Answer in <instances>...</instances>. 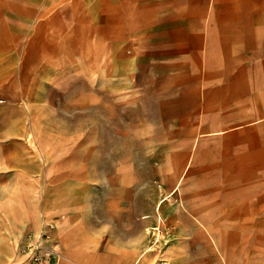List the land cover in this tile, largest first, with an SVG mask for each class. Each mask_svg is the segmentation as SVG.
Masks as SVG:
<instances>
[{
  "label": "crops",
  "instance_id": "1",
  "mask_svg": "<svg viewBox=\"0 0 264 264\" xmlns=\"http://www.w3.org/2000/svg\"><path fill=\"white\" fill-rule=\"evenodd\" d=\"M49 3L52 4L53 0H0V25L2 19L7 20L11 34L17 35L20 44L16 68L19 76L28 74L34 67L32 64L27 69L25 54L30 40L40 30L41 13L49 8ZM88 3L90 0H85V4ZM106 3L109 4L106 14L121 21L119 29L112 35L115 45L120 46L122 41H127L132 51L162 53V62L152 65L153 68L161 67V77H154L156 82L160 79L158 97L173 101L180 108L178 115L184 117L171 125L140 129L144 132L141 134L143 144L153 149L145 164L153 163L156 150L152 141H158L162 151L169 148L162 155L161 184L164 186L163 182H168L170 177H176L183 183L187 180L198 160L199 149L206 143L205 137L209 135L210 139L223 132L222 128L201 130L199 124L190 122L189 116L203 114V101L212 98V89L218 84L225 83L231 100L236 99L230 112L237 122L233 128L243 132V209L264 216V0H106ZM75 11L78 12V8ZM53 28L49 27L50 32L42 40L48 44L53 42L56 51L50 56L45 55V59L51 68L61 63L66 66L72 62L78 47L74 45L70 31L61 32ZM151 61L155 62L154 59ZM119 93L115 90L110 94L117 100L137 98L131 93ZM22 105V116L26 113L30 118L25 137L29 153L25 156L38 159L42 177L36 183L31 182L20 170L18 182L2 204L0 217L8 236L0 237V264H21L19 249L25 233H31V242L34 243L36 234L43 235L45 231H50L54 239L53 244L48 240L46 243L55 246V250L77 264H100V257L104 258L105 264H141L143 261V264H153L156 257V262L164 259L167 264H184L186 245L183 236L177 237L157 256L148 254L147 247L144 254L141 255L143 250L136 257L138 240L134 234L136 229L131 224L136 218L137 197L140 195L133 186L138 179L136 156L130 154L113 159V183L84 187L87 183L86 164L90 161L65 157L52 159L61 147L72 148L75 145L71 141L63 145L46 135L41 129L37 105L25 100ZM137 130L135 128L133 132ZM172 131L180 133L177 145L168 142L167 133ZM134 138L138 140L137 134ZM180 145L188 147L187 156L175 159V152L181 157ZM178 147L180 149L176 151ZM22 156L18 158L20 162ZM2 162L9 163L8 157H4ZM52 163L54 166L51 168ZM20 168L26 170L21 163ZM78 170L80 172L71 173ZM87 171L94 172L90 167ZM50 173L72 174L63 178L68 188H61L63 183L60 181L53 182ZM45 179L47 183L43 191ZM219 196L218 191L210 194L209 198L200 192L185 197L187 207L191 206L187 212L193 215L190 226L184 223L194 244L193 264H204L203 258L212 250L219 254L221 261L231 227L216 223L218 219L207 221L205 215L210 210H223L218 202ZM188 198H195V201L188 202ZM164 200L160 201L158 211ZM230 200L229 196L227 202ZM64 206L67 208L65 211ZM159 221H163L160 214L157 223ZM106 223H116L113 227L120 235L102 239L97 231L106 227ZM257 223H264V218L262 221L258 219ZM259 232H264V228H259ZM214 239L219 240V245ZM99 242L117 246L105 250L73 246ZM229 247L231 253L235 252L234 264H264V240L252 248H242L236 241ZM69 258L46 253L42 264H75Z\"/></svg>",
  "mask_w": 264,
  "mask_h": 264
},
{
  "label": "rangeland",
  "instance_id": "2",
  "mask_svg": "<svg viewBox=\"0 0 264 264\" xmlns=\"http://www.w3.org/2000/svg\"><path fill=\"white\" fill-rule=\"evenodd\" d=\"M109 4L106 0H53V3L44 9L40 16L38 32L30 40L25 54L27 69L32 64L28 74L17 72L18 43L17 35H12L7 20L2 19L0 25V214L3 202L11 195L18 182V172L27 176L31 182H38L42 174L38 159L33 158L26 149V132L30 127V118L25 113L22 116L20 108L22 102L37 105L40 116L41 129L50 138L56 139L65 145L71 141L75 147H61L57 156L70 158V160H86V185L84 187H102L104 183H113V159L118 156L130 154L138 158V179L133 185L139 192L137 197V212L132 228L136 229L138 251L136 257L155 243L154 230L157 225L162 228V242L156 248L149 250L148 254L159 255L169 244L179 236L185 238L186 255L184 264H193V240L186 232L187 223L190 226L193 215L188 211L185 197L196 192L210 194L218 192V202L223 210H210L205 212L206 220H217L216 223L230 228L226 237V245L222 253L212 250L204 258V264H234L235 252L231 253L230 244L236 241L241 247L252 248L264 240V216L258 212H246L242 204V173L244 169V151L242 148L243 132L233 128L237 123L230 115L231 106L236 99L231 100L226 84H218L212 89V98L203 101V114L189 116L192 124H199L201 130L222 128L221 133L215 134L200 148L196 165L191 170L187 180L183 183L176 177H170L168 182L161 184L160 168L163 151L158 141H152L156 152L153 153L152 162L145 164L146 157L151 156L153 149L146 148L142 141L140 129L144 127L157 128L161 124H174L178 118L180 108L171 100L158 97L161 67L159 65L161 52L132 51L127 41L121 45L113 42V32L119 29L121 21L106 14ZM78 8V12L75 11ZM57 10V13L55 12ZM53 12L56 15L53 16ZM129 24V22H127ZM61 32L70 31L74 45V58L68 65L62 63L51 68L46 56L56 51L53 42L42 39L50 32L49 27ZM132 25V23H131ZM72 43V44H73ZM108 49V50H107ZM154 59V63L150 60ZM115 90L122 93H131L136 99H115L111 92ZM4 109H1V108ZM184 118V117H182ZM138 128L136 132H133ZM19 130V131H17ZM136 134L138 140H136ZM157 134V133H153ZM178 131L167 133L170 145H177ZM134 135V136H133ZM247 138V136H246ZM86 144V145H85ZM89 144V145H87ZM73 145V146H74ZM89 147V148H88ZM180 153L175 152V159L187 156L188 147H183ZM176 149L178 151L180 149ZM184 152V153H183ZM23 155V156H22ZM22 156V161L18 159ZM8 157L7 162H2ZM18 160L19 166L15 165ZM51 161V160H50ZM24 164L26 170L20 168ZM184 164V163H182ZM52 165L50 167L52 168ZM94 172L87 171V168ZM100 171V172H99ZM71 171V173H78ZM90 174H87V173ZM89 175V176H88ZM65 176L69 174H51L53 182H62L61 188H68ZM73 177H79L74 175ZM218 189V190H217ZM232 195V196H231ZM230 202H227L228 197ZM165 199L158 211V205ZM187 200V199H186ZM193 203L195 198H188ZM67 209L65 206L63 210ZM158 214L163 221L157 223ZM106 227L98 229L102 239L107 236L120 235L115 232L116 223H106ZM110 225V226H109ZM6 225L0 217V237L8 236ZM31 233L23 236L19 253L22 255L21 264H27L29 252L26 246L31 242ZM40 236V237H39ZM36 234L34 244L43 240ZM40 239V240H39ZM46 240L53 244L50 231ZM167 240V243H164ZM219 245V240L214 239ZM52 246V245H51ZM78 248L90 246L95 250L113 249L116 244L110 243H79L73 245ZM55 246H53L54 248ZM61 252V251H60ZM53 254V253H48ZM54 255V254H53ZM155 258V257H153ZM157 257L155 258V260ZM152 260L154 264L156 261ZM144 262V261H143ZM141 262V264H143ZM104 258L100 257V264ZM156 264H167V261L158 260ZM169 264V263H168ZM171 264V263H170Z\"/></svg>",
  "mask_w": 264,
  "mask_h": 264
},
{
  "label": "built area",
  "instance_id": "3",
  "mask_svg": "<svg viewBox=\"0 0 264 264\" xmlns=\"http://www.w3.org/2000/svg\"><path fill=\"white\" fill-rule=\"evenodd\" d=\"M157 232V233H156ZM155 234V243L149 246L148 250H152L156 248L157 243L162 242V237L164 236L162 233L161 225H157V227L154 230ZM43 240L42 242L39 241L38 243H30L26 246L27 251L29 252V263L28 264H42L44 260V256L46 253H54L55 248L53 246L47 244L46 237H47V231H45L42 235ZM164 238V237H163ZM168 241L165 240L164 243H167Z\"/></svg>",
  "mask_w": 264,
  "mask_h": 264
},
{
  "label": "bare ground",
  "instance_id": "4",
  "mask_svg": "<svg viewBox=\"0 0 264 264\" xmlns=\"http://www.w3.org/2000/svg\"><path fill=\"white\" fill-rule=\"evenodd\" d=\"M31 137H32V135H31ZM46 183H47V180L45 179V181H43V191H44V189H45V186H46ZM42 189V188H41ZM157 233V232H156ZM40 237V236H39ZM40 240V239H39ZM42 242V241H41ZM149 249V246H148V248H147V250ZM55 252L53 253L54 255H56V256H61V257H65V258H69V257H66L65 255H63L61 252H58L57 250H54ZM149 251V250H148ZM145 253V249H144V251L141 253V255L142 254H144ZM69 260L71 261V262H73V263H75V264H77L76 262H75V260H73V259H71V258H69ZM103 264H105V263H103ZM170 264V263H169Z\"/></svg>",
  "mask_w": 264,
  "mask_h": 264
}]
</instances>
